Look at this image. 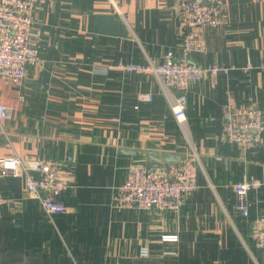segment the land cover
Segmentation results:
<instances>
[{
  "label": "crops",
  "instance_id": "0c3cea01",
  "mask_svg": "<svg viewBox=\"0 0 264 264\" xmlns=\"http://www.w3.org/2000/svg\"><path fill=\"white\" fill-rule=\"evenodd\" d=\"M223 1L224 25L204 27L205 49L189 59L230 69L171 89L186 98L182 125L153 75L109 67L160 62L167 52L179 59L177 0H35L43 34L34 42L44 61L28 64L20 83L0 78L8 108L0 155L56 162L72 186L59 196L68 210L51 219L23 178L0 173V192L11 201L0 206V264H264L251 238L264 218V185L249 191L248 216L237 209L233 186L250 176L264 181V133L245 156L220 139L227 101L264 112V0ZM138 93L153 100L135 108ZM190 146L200 157V187L180 210L111 205L129 164H146L145 155L120 148L184 156ZM166 234L178 240L165 241ZM147 248L153 252L142 253Z\"/></svg>",
  "mask_w": 264,
  "mask_h": 264
},
{
  "label": "built area",
  "instance_id": "2783aa9c",
  "mask_svg": "<svg viewBox=\"0 0 264 264\" xmlns=\"http://www.w3.org/2000/svg\"><path fill=\"white\" fill-rule=\"evenodd\" d=\"M177 11L183 30L182 56L179 59L172 52H167L160 62L152 59L146 62L120 61L109 67L122 72L153 75L168 97L175 118L184 125L186 98L184 95L174 96L171 89L185 91L191 83L201 81L205 74L217 76L219 73H228L230 68L220 64L202 67L189 59L190 54L205 49L204 27L224 25V1L177 0ZM42 34L43 26L35 13V0H0V78L20 83L28 64L43 63L40 49L34 42L40 40ZM252 68L249 62L245 70L250 71ZM136 98L135 108H138L139 103L152 101L153 94L138 93ZM7 117L8 108L0 103V122ZM222 120L220 139L236 144L243 156L262 142L264 112L260 107L254 104L240 106L229 100L223 106ZM199 167V153L192 146L186 150L181 162L175 165L148 169L144 163L133 162L128 166L126 180L115 187L111 205L115 208L177 212L185 197L200 187ZM0 173L23 178L25 191L40 202L51 219L55 214L68 210L59 196L72 186V182L61 173L56 162L23 158L16 153L0 155ZM263 185V180L252 176L233 185L236 207L243 216L249 215V191ZM9 200L0 192V206ZM162 238L165 241H177L178 235L166 234ZM251 238L257 247H264V218L257 219ZM142 253L146 254L147 250L144 249Z\"/></svg>",
  "mask_w": 264,
  "mask_h": 264
},
{
  "label": "water",
  "instance_id": "95a60500",
  "mask_svg": "<svg viewBox=\"0 0 264 264\" xmlns=\"http://www.w3.org/2000/svg\"><path fill=\"white\" fill-rule=\"evenodd\" d=\"M119 152L130 155H145V163L148 169L162 168L166 165H175L181 162L183 155L180 152L157 151L149 149L120 148ZM257 255L263 258L264 247L257 248Z\"/></svg>",
  "mask_w": 264,
  "mask_h": 264
},
{
  "label": "rangeland",
  "instance_id": "374dc122",
  "mask_svg": "<svg viewBox=\"0 0 264 264\" xmlns=\"http://www.w3.org/2000/svg\"><path fill=\"white\" fill-rule=\"evenodd\" d=\"M11 203V201L9 200V202H7V203H5V204H10ZM194 236L195 237H202V235H196V234H194ZM204 236H210V237H213V236H215V237H217V236H219V235H214V234H208V235H204ZM197 247V245H192V246H190V248H191V251H192V249L194 248H196ZM217 246H212V248H216ZM147 251H149V252H153V250H150V249H148L147 248ZM182 251V250H181ZM195 251V250H194ZM215 252H218V249L216 248L215 249ZM115 257H116V255H114ZM108 257H109V254H108ZM107 262L108 263H110L111 264V262H109L108 260H107ZM121 261H119V262H116V260L114 261V264H119ZM122 263H124V262H122ZM121 264V263H120ZM146 264H153V261H146Z\"/></svg>",
  "mask_w": 264,
  "mask_h": 264
}]
</instances>
